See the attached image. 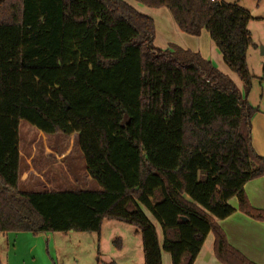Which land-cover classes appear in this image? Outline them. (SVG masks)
<instances>
[{"label":"trees","instance_id":"trees-1","mask_svg":"<svg viewBox=\"0 0 264 264\" xmlns=\"http://www.w3.org/2000/svg\"><path fill=\"white\" fill-rule=\"evenodd\" d=\"M136 1L167 8L185 34L205 29L243 94L198 52L156 48L152 18L123 0H0V233L99 234L114 220L136 228L142 264H162L161 250L193 264L209 232L219 262L255 264L216 222L235 211L232 197L264 220L243 190L264 176L247 100L250 16L220 0ZM21 119L46 135L76 133L99 188L20 189Z\"/></svg>","mask_w":264,"mask_h":264},{"label":"crops","instance_id":"crops-1","mask_svg":"<svg viewBox=\"0 0 264 264\" xmlns=\"http://www.w3.org/2000/svg\"><path fill=\"white\" fill-rule=\"evenodd\" d=\"M160 14L161 16H164L165 19H167V15L164 11L161 10ZM173 33H174V37L172 38L170 37L171 40L170 42H168L166 47L168 45L174 44L183 49H189L191 51H196L203 58L209 60L215 68H217L221 72L225 71L224 69L226 65L224 64L223 60L220 59L222 57H220L219 55H216L215 51H213L212 54L210 52L208 54V49L205 46H203L201 41H197L195 37L192 35H186L183 32L177 33L175 31ZM202 34H206L204 36H209L208 32L205 29H202L198 36L201 37ZM188 45H192V46H188ZM205 49L208 54V55L206 54V56L202 54V52ZM213 55H215L216 57V62H212V60L209 59V57ZM241 93L243 94V92ZM250 98H251V90L247 96V100L252 106L258 107V111L255 112L251 118L252 146L257 154L264 156V110L260 108L259 102H258L259 104L258 103L256 104L255 102H251ZM65 136L68 137L69 135H65ZM75 136L77 139V134ZM51 139L52 138L48 136H41L31 141V144H34V146L31 148L32 152L30 153L31 157L29 160L23 155L18 145L21 159L24 158L27 164V166H25L26 167L25 175L22 174L21 176V162H20L19 187L23 186L26 188H32V190H35V191H40L41 189L45 191H51L50 189L55 186L61 188V187H68L70 185L72 186L75 185V186L81 187V188L79 187H76V188L87 189V187L91 185V182L93 180L86 172L85 163L84 164L82 163L83 164L82 172L76 173L75 170L71 169L72 173L70 175V170L65 164V161H66L65 159L68 156V152L67 151L61 152L65 149L59 148L58 146H50L49 144L51 143L50 142ZM66 140L67 139L62 138L61 143L65 142ZM77 147H78V144H77ZM33 156L39 157V160L35 162L37 166H35L31 162ZM82 156L83 155L80 152V157L84 160ZM50 161H52V166L54 170H56L55 175L53 173L48 172V169L51 165L49 164ZM243 190H244V193L247 197L249 204L255 209L264 211V176H260V177L247 181L243 186ZM52 191H55V190H52ZM228 203L235 209V211L224 219L216 220L217 224L223 230L227 242L234 249L239 251L244 257H246L248 260L252 261L253 263L264 264V220L253 219L247 216L246 214L240 212L238 210V202H237L236 197L230 198L228 200ZM144 212L149 217L151 222L155 225L158 242L161 247L162 241H163L161 229L159 225L157 224V222L151 217V215L146 210H144ZM118 223L121 224V222H117L114 220H104L101 224L100 232L102 231L104 224H106V226L111 227V229H115L117 226H119ZM132 227L133 229H130V234L133 238H137L136 246H135L136 259L130 254L129 247L127 246L126 242L122 239V237L117 236L114 239L118 243L116 246V251L118 253L124 252V257L120 256L123 259L112 256V258H108V261L102 260L101 262L113 261L115 264H142L143 263L141 239H140L139 234L136 232V228L134 226ZM48 233L50 234L51 232H48ZM48 233H39V234L45 235ZM69 233H72V231L63 233L64 237L61 239H51V237L49 238V235L48 236L43 235L44 239L46 240L45 241L46 251L49 252L50 250L49 256L47 259L48 261L47 260L44 261L43 264H65V261H67L69 257H67L66 259L64 257L65 254H62V257L58 258L57 250L60 252V251H64V249L68 250L69 247L71 246L81 247L82 245H85L86 240L84 238L76 237L75 235H73L74 237L72 239V235L71 236L68 235ZM84 233H87V232H84ZM88 233H91V232H88ZM0 235L8 236L9 234L0 233ZM37 235H34V236H37ZM213 240H214L213 234L209 232L198 254L196 255V258L193 264H222L214 256ZM69 243H72V245H69ZM68 256H71V255H68ZM73 256L71 257L74 258L73 262L75 264L86 263L85 257H83L82 259H79L78 256L76 255H73ZM160 256H161L162 264H171L169 253L161 250ZM97 259L98 257L96 258V262L99 264Z\"/></svg>","mask_w":264,"mask_h":264},{"label":"rangeland","instance_id":"rangeland-1","mask_svg":"<svg viewBox=\"0 0 264 264\" xmlns=\"http://www.w3.org/2000/svg\"><path fill=\"white\" fill-rule=\"evenodd\" d=\"M133 9L138 11L141 14H144L154 21L155 25V38L153 41V45L158 49H166L168 42H170V37H174V31L179 33L181 32L175 26L173 19L170 15V12L165 7H160L162 11H164L167 15V19L164 16H161L160 9L158 8H150L145 6L144 4L136 1V0H123ZM225 3H235L249 14L250 20L247 24V29L251 34V39L253 45L247 49L246 52V63L249 69V72L252 75V87H251V102L258 103L260 108L264 110V0H220ZM182 33V32H181ZM189 35V34H186ZM206 34H202L201 37L198 35H194L197 41H201L203 46L208 49L209 52L212 54L215 51L216 55L221 56L218 48L215 46L213 41L209 38V36H204ZM193 36V35H192ZM200 37V38H198ZM207 43H206V42ZM177 42V41H176ZM206 43V44H205ZM192 46V45H188ZM194 47V46H193ZM188 48V47H186ZM202 52V51H201ZM204 56H206L207 52L206 49L202 52ZM207 54V55H208ZM209 59L212 62H216L215 55L210 56ZM222 59V58H220ZM225 73L232 82L236 85V87L243 92V84L241 80L238 78L237 74L231 71L227 66H225ZM261 99V100H260ZM260 100V101H259ZM76 134L73 133L68 137L63 134H55V135H46L36 129L34 126L30 125L25 120H19L18 124V145L20 150L22 151L23 155L29 160L31 155L30 153L31 148L34 144H31V141L41 137V136H48L51 139L50 146H58L59 148L65 149L61 152L67 151L68 156L66 157L65 164L70 170V175L72 170H75L76 173H80L83 170L84 160L80 157V152L77 147V139ZM67 139L65 142L61 143V139ZM37 146V145H35ZM67 149V150H66ZM83 157V156H82ZM39 160V157L33 156L32 157V164L37 166L35 162ZM41 163V162H40ZM83 163V164H82ZM50 167L48 169L49 173H53L55 175L56 170H54L52 166V161H50ZM25 166H27L24 158L21 159V176L22 174L25 175ZM38 187V186H37ZM76 187L81 188L80 186L70 185L68 187H52L50 190L55 191H62V190H69L74 189ZM20 189L27 190V191H35L32 188H26L23 186L19 187ZM86 188V187H85ZM88 189H98L99 186L92 181L91 185L87 187ZM45 191V190H40ZM115 229H111V227L106 226L104 227L100 234L91 232V233H84V232H72L68 235H75L76 237L84 238L85 245L81 247L71 246L69 249H64V251L57 250V257L61 258L62 254H65L64 257L67 259L65 264H75L74 258L76 255L79 259L85 257L86 263L83 264H98L96 262V258L98 257V262L102 260L108 261V258H112L115 256L117 258L123 259L124 252H117L116 246L117 241L114 239L117 236H121L122 239L126 242L127 246L129 247L130 254L136 259V239L133 238L130 234V229H133L132 226L128 224H120ZM8 236H1L0 235V264H43L44 261L48 259L49 252L46 251L45 239L43 237L44 234H39L34 236L31 233L27 232H8ZM51 239H61L64 237V234L61 232H52L45 234L44 236H48ZM114 240V241H113ZM72 245V243H69ZM73 250V251H72ZM98 252V254H97ZM71 255V256H68ZM122 256V257H120ZM71 257V258H70ZM48 261V260H47ZM59 261V259H58Z\"/></svg>","mask_w":264,"mask_h":264}]
</instances>
